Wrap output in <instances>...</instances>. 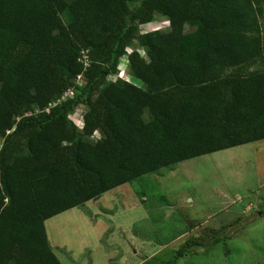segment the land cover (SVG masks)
<instances>
[{
	"label": "trees",
	"instance_id": "16d2710c",
	"mask_svg": "<svg viewBox=\"0 0 264 264\" xmlns=\"http://www.w3.org/2000/svg\"><path fill=\"white\" fill-rule=\"evenodd\" d=\"M138 7L142 23L157 12L170 26L139 38L147 62L138 48L128 56L143 87L109 82L92 102L134 39ZM82 49L92 56L85 85L47 114L23 116L72 89ZM263 54L251 0H0V137L9 133L0 148V264H59L45 221L162 168L264 139V72L248 74ZM79 105L87 114L76 138L69 115ZM94 132L102 139L89 140ZM22 135L29 155L8 163ZM201 245L189 241L160 264Z\"/></svg>",
	"mask_w": 264,
	"mask_h": 264
},
{
	"label": "rangeland",
	"instance_id": "374dc122",
	"mask_svg": "<svg viewBox=\"0 0 264 264\" xmlns=\"http://www.w3.org/2000/svg\"><path fill=\"white\" fill-rule=\"evenodd\" d=\"M251 1L257 10L264 46V0ZM142 13L139 7L133 12L134 41L126 47L114 74L95 89L92 102L99 99L109 82L143 87L140 80L131 76L128 56L137 48L144 52L136 45L139 38L166 33L170 26L157 12L149 22L142 23ZM60 18L64 25L69 24L67 12ZM189 31L191 28L184 25L183 32ZM141 58L147 62L145 52ZM80 60L84 70L73 82V95L75 86L86 83L92 65L89 50H81ZM258 72H264V54L248 74ZM68 98L70 95H60V102L51 101L43 109L29 108L22 114H47ZM86 114L79 105L69 115L78 131L76 138L82 133ZM7 134L0 137V148ZM88 139L101 140L102 133L94 132ZM6 155L8 163L27 157L26 136L15 138ZM44 226L60 264H160L189 241H200L202 245L190 248L177 264H264V139L144 175L52 217Z\"/></svg>",
	"mask_w": 264,
	"mask_h": 264
},
{
	"label": "built area",
	"instance_id": "2783aa9c",
	"mask_svg": "<svg viewBox=\"0 0 264 264\" xmlns=\"http://www.w3.org/2000/svg\"><path fill=\"white\" fill-rule=\"evenodd\" d=\"M137 52H138V54L142 57L143 55H144V52L143 51H140V50H138L137 49ZM62 95H70V97H72L73 96V90L72 89H69V90H67L65 93H63ZM62 99V98H61ZM58 102H60L61 100L59 99V100H57ZM47 112H48V110H46Z\"/></svg>",
	"mask_w": 264,
	"mask_h": 264
},
{
	"label": "crops",
	"instance_id": "0c3cea01",
	"mask_svg": "<svg viewBox=\"0 0 264 264\" xmlns=\"http://www.w3.org/2000/svg\"><path fill=\"white\" fill-rule=\"evenodd\" d=\"M47 221H48V220H47ZM47 221H45V223H46ZM45 223H44V224H45ZM44 227H45V226H44ZM45 232H46V228H45ZM47 240H48V239H47ZM49 246H50V245H49ZM53 254H54V253H53ZM59 264H60V263H59Z\"/></svg>",
	"mask_w": 264,
	"mask_h": 264
}]
</instances>
